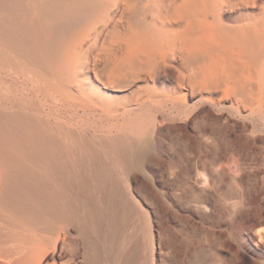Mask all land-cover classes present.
<instances>
[{
    "label": "bare ground",
    "instance_id": "6f19581e",
    "mask_svg": "<svg viewBox=\"0 0 264 264\" xmlns=\"http://www.w3.org/2000/svg\"><path fill=\"white\" fill-rule=\"evenodd\" d=\"M227 102L264 109V0H0V264L73 230L86 264H157L133 172L160 126Z\"/></svg>",
    "mask_w": 264,
    "mask_h": 264
},
{
    "label": "rangeland",
    "instance_id": "374dc122",
    "mask_svg": "<svg viewBox=\"0 0 264 264\" xmlns=\"http://www.w3.org/2000/svg\"><path fill=\"white\" fill-rule=\"evenodd\" d=\"M248 114H237L231 102L222 110L197 104L188 119L159 127L132 182L155 226L157 264H198L203 256L207 264H264V109ZM205 124L222 133L202 138L198 127ZM143 234L135 216L125 246ZM83 253L73 230L42 264H86Z\"/></svg>",
    "mask_w": 264,
    "mask_h": 264
}]
</instances>
